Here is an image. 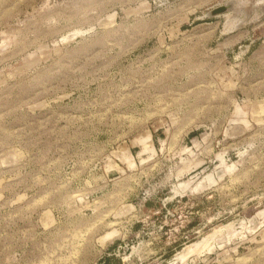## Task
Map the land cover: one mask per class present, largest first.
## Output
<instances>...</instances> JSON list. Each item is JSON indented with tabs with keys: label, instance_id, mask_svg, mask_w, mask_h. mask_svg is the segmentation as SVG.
Masks as SVG:
<instances>
[{
	"label": "rangeland",
	"instance_id": "374dc122",
	"mask_svg": "<svg viewBox=\"0 0 264 264\" xmlns=\"http://www.w3.org/2000/svg\"><path fill=\"white\" fill-rule=\"evenodd\" d=\"M0 264H264V0H0Z\"/></svg>",
	"mask_w": 264,
	"mask_h": 264
},
{
	"label": "water",
	"instance_id": "95a60500",
	"mask_svg": "<svg viewBox=\"0 0 264 264\" xmlns=\"http://www.w3.org/2000/svg\"><path fill=\"white\" fill-rule=\"evenodd\" d=\"M231 6V3H226L224 5H220L210 11V15H215L221 12H224L226 9H228Z\"/></svg>",
	"mask_w": 264,
	"mask_h": 264
}]
</instances>
